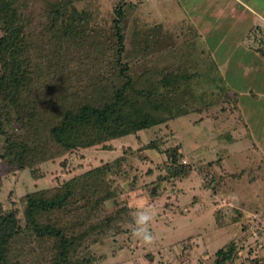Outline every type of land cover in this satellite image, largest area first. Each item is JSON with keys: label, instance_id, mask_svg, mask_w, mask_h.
<instances>
[{"label": "trees", "instance_id": "16d2710c", "mask_svg": "<svg viewBox=\"0 0 264 264\" xmlns=\"http://www.w3.org/2000/svg\"><path fill=\"white\" fill-rule=\"evenodd\" d=\"M134 4L117 0L106 17L99 0H0V136L7 169L27 167L37 177L46 160L65 162L69 152L189 111L199 69L208 66L202 60L196 68L195 52L204 50L196 41L200 33L180 38L159 23L137 27L128 15ZM249 32L259 44L248 45L264 57V26L252 23ZM234 107L241 111L237 101ZM157 143L151 139L145 148ZM179 147L165 148L167 174L147 185L151 199L161 195L163 179L188 174ZM128 163L123 153L27 191L21 205L0 202V264H93L90 244L121 234L132 221L114 183ZM263 166L240 172L256 182ZM217 176L208 188L220 183ZM238 248L234 240L219 247L214 264L230 263Z\"/></svg>", "mask_w": 264, "mask_h": 264}, {"label": "rangeland", "instance_id": "374dc122", "mask_svg": "<svg viewBox=\"0 0 264 264\" xmlns=\"http://www.w3.org/2000/svg\"><path fill=\"white\" fill-rule=\"evenodd\" d=\"M116 1L99 0L101 13L110 16ZM128 1L135 3L128 15L137 27L159 23L180 38L195 29L200 33L196 41L204 50L195 52L196 68L202 60L208 66L199 69L195 103L168 124H152L106 145L69 152L65 162L62 157L46 160L39 164L37 177L27 167L7 169L0 136V202L9 206L15 200L21 205L20 197L27 191L54 185L125 153L129 163L114 183L116 198L131 207L132 221L121 234L90 244L93 264H214V252L232 240L239 248L228 264H252L255 256L257 264H264V166L256 182L240 172L244 166L264 162V57L247 47L257 44L246 30L251 21L236 18L240 7L236 0ZM151 139L158 142L157 148H145ZM176 144L184 150L179 164L188 174L163 179L161 195L151 199L147 185L158 174H167L164 150ZM217 175L222 176L220 183L208 188ZM146 205L155 210L148 225L154 236L151 244L131 232L136 209Z\"/></svg>", "mask_w": 264, "mask_h": 264}, {"label": "clouds", "instance_id": "9594fccd", "mask_svg": "<svg viewBox=\"0 0 264 264\" xmlns=\"http://www.w3.org/2000/svg\"><path fill=\"white\" fill-rule=\"evenodd\" d=\"M154 215L155 210L146 205L138 207L133 216L135 226L131 229L132 235L145 244H151L154 241V236L148 227Z\"/></svg>", "mask_w": 264, "mask_h": 264}, {"label": "crops", "instance_id": "0c3cea01", "mask_svg": "<svg viewBox=\"0 0 264 264\" xmlns=\"http://www.w3.org/2000/svg\"><path fill=\"white\" fill-rule=\"evenodd\" d=\"M236 2H238L240 6L239 15L236 18L241 20L248 19L249 21H251L250 25L247 26L246 30L249 29L252 23L264 26V0H236ZM229 4L230 2L227 3V5ZM243 38H245V36H243ZM247 47L257 53V51L249 47L248 44ZM257 54L259 55V53ZM237 57H233V60Z\"/></svg>", "mask_w": 264, "mask_h": 264}]
</instances>
